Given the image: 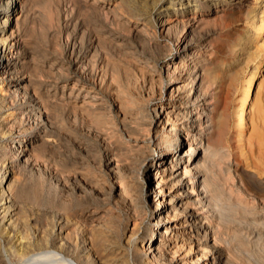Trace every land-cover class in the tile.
<instances>
[{"label":"bare ground","instance_id":"1","mask_svg":"<svg viewBox=\"0 0 264 264\" xmlns=\"http://www.w3.org/2000/svg\"><path fill=\"white\" fill-rule=\"evenodd\" d=\"M32 1L0 0V264H264V183L237 157L221 164L229 120L244 140L263 87L231 115L237 66L256 74L264 46L251 26L223 56L195 40L259 13L244 0H49V51L32 39ZM115 56L159 88L128 68L122 80Z\"/></svg>","mask_w":264,"mask_h":264},{"label":"rangeland","instance_id":"2","mask_svg":"<svg viewBox=\"0 0 264 264\" xmlns=\"http://www.w3.org/2000/svg\"><path fill=\"white\" fill-rule=\"evenodd\" d=\"M36 1L37 0H33L32 4H31L32 5V11L34 10V12H35V13H33L34 16L38 15V16H35V19H34V21L37 22V24L35 23L37 26L32 23V25H33L32 27L35 26L34 27L35 29L31 28V29H33V30H31V33L33 32V34L31 36H32L33 41H35V43H37L36 45H39V46L41 45L42 47H45L49 51H51L52 50L51 48L53 47V40H51L52 37L50 38L49 36L52 35V32H51L52 30H49V29L46 30L45 27L42 29V30L45 29L44 31L38 30V27H39L38 23H40V22H42V24L44 23V19H42V18L45 17V15H43V14H45L47 12V10H45L46 8L44 7L45 6L44 3H47L49 0H40L41 1L40 4H39V0H38V3ZM44 1H46V2H44ZM51 1L53 4L60 3L59 0H50V2H48L46 6H49V3H51ZM167 1H169V0H163L162 3H166ZM244 2L246 3V7H250L251 9L256 10V12L259 13V15H258L259 19L257 17L254 21L252 19L251 20L242 19V20H238V21L224 22L222 24L212 23V24H209V25L202 27L201 30H199L195 34L196 35L195 40H196V42L200 43L199 44L201 46L200 49L206 50L207 54L210 53L209 55H212V57L223 56L225 51H226V42L228 39L231 38V34L233 33V31L236 30V29H234V27L238 28L240 31H242L243 26L253 27L254 36H253L252 43H254L256 47L261 48L262 46H264V23L262 24L263 29L261 28V23H262L261 20L263 19V22H264V0H244ZM42 3H43V5H42ZM162 3L158 4V7H157V9H155L154 14H157V11L160 10ZM43 7H44V10H43ZM42 11L43 12L45 11V13H43ZM36 17H38V19ZM62 17L64 19L65 13H63ZM39 19L41 21H39ZM203 28H204V30H203ZM36 29H37V33H35ZM38 31L41 34H39ZM42 32H45V33L42 34ZM180 32H178V33H180ZM251 33H253V32L251 31ZM36 34H38V35H36ZM206 34H207V36H206ZM40 35H42V38ZM58 35H59L58 41L60 43L63 42V44L65 45L66 33L63 32V34H58ZM210 43L212 44V46L209 45ZM172 47H173V52H175L176 51L174 48L175 45L174 44L171 45V48ZM167 51H168V48H165V47H162L160 49V53H162V54L167 53ZM125 58L126 57H124V56H123V58L115 56V59H117L119 62L118 63L120 65L119 67H121V69L119 71L121 73L122 80L126 79L125 73H123V75H122V72H123V70L128 68L131 70V73H134L133 74L134 77L136 76L135 78L138 82V83L136 82V84H139L137 86H138V88H141V90L144 89L143 91H145L153 83L155 85V86H152V87H154V89L157 90L159 88L158 82L154 81L152 83L150 76H149V72H147V69L146 70L144 69L143 70L144 72H143L141 65L138 64L137 62H135L134 59H131V57H129V58H126L127 59L126 60ZM189 61H190V58L187 59L186 63L188 62V64H189ZM241 64H242V66H241ZM261 64H262L261 68L256 74H253L252 70H248V69L246 70V68L244 66L245 64L243 62H241L237 66L241 70V71H239L240 75L236 76V78L233 82L234 84H232L230 86V90H229V100H230L229 101V113L231 112L230 113L231 115L235 114V110L237 108L238 102L240 101V99L242 97L245 96V93L249 87H250V96L248 99L249 101H252L251 96H253V97L255 96L256 91H257V85L260 81H263V85H262L263 87H262L261 93L259 94V97L256 99L257 102L255 100L253 106L251 105V102L249 104L250 108H249L248 114H247V120H248V126L249 127H248L247 136L245 137L244 140L237 139L236 137H234L235 138L234 139L232 137V136H235L237 125H235L231 119L229 120V121H231L229 123V126H230L229 129L233 133L230 131V134L228 137V143H227L228 146L224 147V149H223V150L227 151V156L221 160V164H223V165L232 164L230 166L234 170L235 166H236L235 160L237 157L239 160H241L242 167L244 168V172L247 176H253L259 182L261 181L262 183H264V58H263ZM155 78L157 80L158 76L156 75ZM142 80H143V82H142ZM212 88H214V87H211V89L209 90L210 95L208 94L206 96L208 102L214 101V100H212L213 97L211 94V93H213ZM170 93H171V91L169 90L168 94H165L166 96H164V99L166 98L169 101ZM156 98L160 99L159 93L156 96ZM10 102H11V100H10ZM55 135H56V133H55ZM55 141L57 143L56 139L51 138V143H55ZM58 156H59L58 153L54 154L53 160L50 161L51 167L49 166V163L47 164V167L51 168V170L47 167L45 168V169H48L49 171H51L52 173H54L55 175L58 174L59 169H60V164H59L60 162H59ZM44 163H46V162H44ZM217 172H218L217 176L220 178L219 180L221 182H224V178L220 174V170L217 169ZM229 183L232 184L231 182H229ZM46 209L51 210L52 208H50L48 206V207H46Z\"/></svg>","mask_w":264,"mask_h":264},{"label":"clouds","instance_id":"3","mask_svg":"<svg viewBox=\"0 0 264 264\" xmlns=\"http://www.w3.org/2000/svg\"><path fill=\"white\" fill-rule=\"evenodd\" d=\"M62 264H73L71 260L65 259L63 260Z\"/></svg>","mask_w":264,"mask_h":264}]
</instances>
